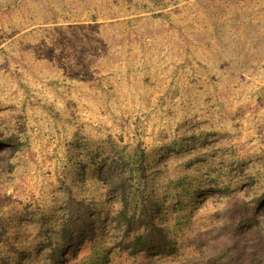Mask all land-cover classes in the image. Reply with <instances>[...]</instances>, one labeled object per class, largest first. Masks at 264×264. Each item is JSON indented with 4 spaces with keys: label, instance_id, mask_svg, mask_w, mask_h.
<instances>
[{
    "label": "rangeland",
    "instance_id": "obj_1",
    "mask_svg": "<svg viewBox=\"0 0 264 264\" xmlns=\"http://www.w3.org/2000/svg\"><path fill=\"white\" fill-rule=\"evenodd\" d=\"M12 137L23 147L0 144V234L17 248L0 242V264L24 248L41 261L30 247L55 239L71 196L103 233L114 208L100 212L97 162L139 146L163 170L154 189L181 251L157 263L264 264V244L231 248L235 199L264 185V0H0V143ZM213 180L239 185L225 198Z\"/></svg>",
    "mask_w": 264,
    "mask_h": 264
},
{
    "label": "trees",
    "instance_id": "obj_2",
    "mask_svg": "<svg viewBox=\"0 0 264 264\" xmlns=\"http://www.w3.org/2000/svg\"><path fill=\"white\" fill-rule=\"evenodd\" d=\"M0 144L16 145L18 149L23 147L14 137ZM149 158L141 146L130 153L118 147L107 149L104 156L97 162L96 168L97 186L102 191L100 197L103 208L100 212L104 210L102 214L106 213V205L114 208L113 212L106 213L109 218L105 227L107 230L101 233V229L97 227L92 205L87 204L83 199L71 196L67 203L68 208L62 215V224L55 228V239L52 240V234H48L53 232L52 229H46L43 225L44 234H48L46 237L50 240L46 239L42 244L38 243L30 247V249L34 248L35 252L43 248L39 256L42 260L27 261L28 255L32 253L28 254L27 248H24V252H19V254L24 253L20 254L19 264H24L23 261H27L26 264H104L105 261L112 260L116 254L126 256L140 264H159L157 262L181 254L176 241L171 238L169 228L162 222L164 208L159 203L160 200L157 199L156 189H154L156 179L164 173L152 162L150 164L152 168L149 167L147 165ZM1 161L0 166L3 164ZM234 169L236 171V168ZM214 183H222L219 192H223L225 198L235 192L234 186L239 185L227 180L223 182L213 180L211 184ZM179 187L180 185L175 187L176 192L182 193ZM207 187L213 188L208 193L211 199V193L216 188L214 185ZM260 188L259 195L250 196L249 199L246 196H238L235 199L240 200L236 204L238 213L234 221L232 220L233 235L238 241L231 246L232 250L238 245L254 248L264 244V185ZM259 189L257 185H253L251 193L258 194L256 192ZM205 192L204 187L198 186L189 194L192 198L202 201ZM182 199L176 202L175 214L180 216H182V209L179 207L185 205ZM171 208H174V205L170 207V210ZM1 228L3 231L0 234V242H4L9 252L15 250L17 246L7 239L8 230L3 225ZM87 245H90L88 257L83 259L79 253ZM226 246L227 244L225 248ZM16 251L21 250L18 248ZM216 256L213 253L211 257L204 260V264H219ZM226 264H252V260L248 258L232 262L229 259Z\"/></svg>",
    "mask_w": 264,
    "mask_h": 264
}]
</instances>
